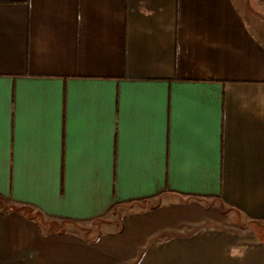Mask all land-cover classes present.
I'll use <instances>...</instances> for the list:
<instances>
[{"label":"crops","instance_id":"obj_1","mask_svg":"<svg viewBox=\"0 0 264 264\" xmlns=\"http://www.w3.org/2000/svg\"><path fill=\"white\" fill-rule=\"evenodd\" d=\"M0 197V264H264V0H0Z\"/></svg>","mask_w":264,"mask_h":264},{"label":"rangeland","instance_id":"obj_2","mask_svg":"<svg viewBox=\"0 0 264 264\" xmlns=\"http://www.w3.org/2000/svg\"><path fill=\"white\" fill-rule=\"evenodd\" d=\"M0 204L2 205V204H6V202L4 201V200H0ZM51 224L52 225H58V226H61V224H63V223H59V222H57V223H55V224H53L52 222H51ZM254 228L255 229H257V231H258V233H259V235H260V237H264V224L263 225H258V224H255L254 225Z\"/></svg>","mask_w":264,"mask_h":264},{"label":"trees","instance_id":"obj_3","mask_svg":"<svg viewBox=\"0 0 264 264\" xmlns=\"http://www.w3.org/2000/svg\"><path fill=\"white\" fill-rule=\"evenodd\" d=\"M0 200H3L2 197H0Z\"/></svg>","mask_w":264,"mask_h":264}]
</instances>
